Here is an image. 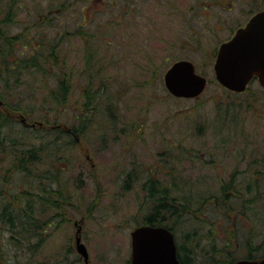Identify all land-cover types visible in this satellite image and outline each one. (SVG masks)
<instances>
[{
    "label": "rangeland",
    "instance_id": "1",
    "mask_svg": "<svg viewBox=\"0 0 264 264\" xmlns=\"http://www.w3.org/2000/svg\"><path fill=\"white\" fill-rule=\"evenodd\" d=\"M111 1L81 0L68 6L60 17L65 25L58 28L54 14L46 11L54 0H30L11 26L16 50L9 68L29 58L32 48L22 52L25 44L40 48L37 66L22 69L18 83L11 76L7 86L9 73H0V113L10 122L0 130L9 136L0 137V213L4 204H17L19 182L31 179L39 186L47 183L43 191L35 188L32 220L35 226L53 223L44 234V247L36 246L35 253L38 230L34 227L27 241L20 227L16 261L25 263L31 256L32 264H76L78 259L85 264L76 248L77 228L82 227L89 264H130L131 233L151 210L150 178L164 185L176 180L181 196L184 185L193 186L195 194L198 188L219 193L230 180L238 186L250 176L264 178L255 173L260 168L256 163H264V87L254 80L246 92H230L214 69L221 43L264 10V0L263 6L256 0ZM4 2L0 0V26ZM124 6L132 22L123 27L113 17H125ZM48 15L51 28L45 22ZM179 60L193 62L207 78L199 97L177 98L166 89L164 75ZM62 76H69L70 90L56 102ZM23 120L35 127H26ZM56 127L71 137L59 136ZM73 129L77 135L69 132ZM32 158L42 162L34 164L28 178L17 164ZM255 190L244 196L250 202L244 215L231 214L226 233L217 211L205 217L197 213L206 220L197 219L201 247L211 245L210 236L221 248L232 240L233 230L249 232L251 219L264 218V182L261 195ZM257 226L262 230L264 221ZM9 232L0 222V264L14 247ZM240 248L236 242L224 248L225 257L215 264H232L231 252L245 259Z\"/></svg>",
    "mask_w": 264,
    "mask_h": 264
},
{
    "label": "trees",
    "instance_id": "2",
    "mask_svg": "<svg viewBox=\"0 0 264 264\" xmlns=\"http://www.w3.org/2000/svg\"><path fill=\"white\" fill-rule=\"evenodd\" d=\"M29 1L30 0H5L4 2L3 9L5 11V18L1 21L0 26V73H9L7 75V78H5V84L7 86L10 83L11 76L14 77V82L18 83L19 79L21 78L20 71L29 67H36L39 62V54L36 56V51L40 47L38 48L34 44L32 46V42L31 44H25L24 50H22V52H26L28 51V48H32V51L29 52V58H26V60L22 61L21 66L17 64L15 67H13L14 70L13 68H9L10 63H12L10 59L13 56L14 51L16 50V48H14L16 38L9 37L11 36L9 34L10 29L11 26L14 25L15 20L17 19L18 21V17L20 16L19 9H22L23 5L27 6ZM78 1L81 0H69V2H67V0H63L60 3L58 0L56 4L55 0L54 3L50 2L49 6L46 8V11L49 15L54 14V19H57L58 28L65 25L64 22L60 21V17H62V14L67 12V7L70 5H74V3H77ZM256 1L258 3V6H263V0ZM110 2L113 3L111 0ZM124 8L127 10L126 12H122L125 17L122 16L118 19H115V16L113 17V20L117 22V24H119L118 26L123 27L127 25L126 23L132 22L131 15H128L130 13L129 7L124 6ZM41 15L42 12L40 13V17ZM49 15L44 17L47 18V20L45 21L47 22V26L51 28L53 23L51 24ZM42 26L43 27L41 28H44L45 25ZM105 28L111 29V25L107 23ZM60 32L63 34L64 30ZM40 44H44L42 40L40 41ZM49 58L50 55L46 54V59ZM68 78H66V76H62L57 79L55 93L56 102H61L62 100H65L67 98L70 90V83H68L67 80ZM9 123L10 122L8 121L7 117L0 113V130L7 127ZM59 129L61 128H56L57 132H59L60 134L57 135H67L71 137L69 133L66 134L62 130L59 131ZM72 132L73 135H77V131L75 129H73ZM0 137L9 136H2L0 134ZM0 144L3 145V141L0 142ZM239 151L241 152V150ZM37 162L41 163L42 161H36L34 160V158L29 160L23 159L18 161L17 165L20 166L19 170L24 175L27 174L30 177L34 175L32 174V170L34 164ZM27 175L26 177H28ZM169 176L172 175L170 174ZM39 177L42 176L39 175ZM47 179H49V177H47L46 180ZM51 180L52 177L50 178L49 182ZM263 180L264 178L258 177V175L250 176L247 182L245 179H243V181H241L238 186L234 184V181L230 180L228 183L224 184V186L220 188V191L218 190L219 193H212L206 189L198 188L199 192L195 194V192H193V186L184 185L182 187L183 196H181V190H179L178 187L180 183H177L176 180L169 182L168 185H164L161 183L160 180L150 178L146 183V191L147 204L151 206V210L150 213L145 216V221L143 222V224H150L151 226L153 224H164L168 227L171 226L174 229V233L176 235L178 253L180 254V257L182 258L183 262H185L186 264H198L197 259L199 257H201L202 259L204 258V260H202L203 262H200L199 264L219 263L220 256L225 253L224 248L233 246L234 242L238 243V245L241 246L240 249L246 251V256H244L245 259L256 260L264 258V228L260 230V228L257 226L259 224H263V217L260 219V222H256L250 218L251 220L249 232L245 230L243 233H241L234 232L233 230V232L231 233L232 240H228L225 244L222 245L221 248H217L216 245L213 243L211 237L208 236L207 239L209 240V243H211V245L208 247L206 246L208 249L205 250L206 247H201L200 245L201 238L199 237V230H197V225L201 223L197 219L201 221H206L205 218H203L205 217V213H207V215H212L213 212L215 213L217 211L222 217L219 219L223 220V224L225 225L224 231L226 233L228 231L226 226L230 223L231 214L239 213L238 215L242 216L244 215V213L241 212L242 209H249L248 204L250 202L244 198L245 194L247 192H252L255 189L256 194L260 193L261 195V193H263L262 191L258 190L260 187H262L264 182ZM43 183L44 182H42L39 186V184L35 182V180L31 179H27L24 184H20L19 182L18 188L21 193L14 194L16 196H20L16 197L19 198L17 200V204L11 207L8 204H4L2 206L0 213V222H3L4 224L8 225V228L10 230V236L8 237L9 243L12 247H14L13 249L11 248L10 250H8L7 260L5 259V261H2L1 264H32L33 258L31 256L27 259V261H25V263L16 261V258L19 257V242L21 241V239L19 240V238H17V234L20 233L21 226L24 227V234L26 235L24 239H26L27 241L30 239L28 235H30L31 237L34 236V227H36L40 237L38 246L44 247V244L47 239V235L44 234L47 232L48 228L52 227L53 223L47 224V222H43L42 224L35 226L36 223L34 220H32V212L34 211V208L30 203V201H32L33 193L36 191L35 188L39 187V189L43 191L41 187L47 185L46 182L44 184ZM43 204L44 203H42V205ZM19 210L20 212L23 211V217H21V213L19 212ZM197 213L203 214V217H198ZM177 219H180L181 222L178 227L176 226ZM193 219L197 221H193ZM218 223L221 222L219 221ZM253 237L258 238V240H260L254 241ZM36 246L37 243H32V251L34 249V253L36 250ZM197 250L199 252H197ZM230 256L232 258V264H234L241 258L233 256L232 252L230 253ZM223 257L225 256L223 255ZM76 264L82 263L78 259L76 261Z\"/></svg>",
    "mask_w": 264,
    "mask_h": 264
},
{
    "label": "water",
    "instance_id": "3",
    "mask_svg": "<svg viewBox=\"0 0 264 264\" xmlns=\"http://www.w3.org/2000/svg\"><path fill=\"white\" fill-rule=\"evenodd\" d=\"M214 69L217 81L231 92H245L255 78L264 87V10L255 13L220 45ZM164 83L172 96L191 99L204 92L208 80L196 72L193 62L180 60L167 70ZM80 233L81 227L76 234V248L85 264H89L90 255ZM131 264H181L174 235L164 227L136 228L132 232ZM235 264H264V258L239 260Z\"/></svg>",
    "mask_w": 264,
    "mask_h": 264
},
{
    "label": "flooded vegetation",
    "instance_id": "4",
    "mask_svg": "<svg viewBox=\"0 0 264 264\" xmlns=\"http://www.w3.org/2000/svg\"><path fill=\"white\" fill-rule=\"evenodd\" d=\"M235 34V33H234ZM233 37V36H232ZM231 37V38H232ZM230 38V39H231ZM229 39V40H230ZM228 41V40H227ZM218 53V52H217ZM199 74V73H198ZM201 75V74H200ZM203 76V75H202ZM25 126L26 127H32L31 125H27V124H25ZM55 128V127H54ZM70 133H73L72 131H69ZM260 168H258V169H255V173H264V171H263V168H261L262 166H264V163L262 162V160L260 159L259 160V162H257L256 163ZM77 223H75V225H76ZM181 224V222H180V219H177L176 220V226L178 227L179 225ZM142 225H150V224H142ZM142 225H140V226H142ZM77 226V225H76ZM151 226V225H150ZM152 226H157V227H164L165 229H167L168 231H170L173 235H174V238H175V242H176V235H175V233H174V229L170 226V227H168V226H165L164 224L163 225H161V224H153ZM139 227V226H138ZM176 244V243H175ZM176 246H177V244H176ZM37 247H38V243H37ZM177 258H178V260L180 261V263L181 264H186L185 262H183V260H182V258L180 257V254L178 253V249H177ZM130 264H131V262H130Z\"/></svg>",
    "mask_w": 264,
    "mask_h": 264
}]
</instances>
